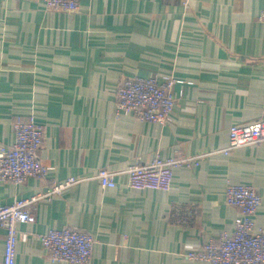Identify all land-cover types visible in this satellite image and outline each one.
Listing matches in <instances>:
<instances>
[{
    "label": "crops",
    "instance_id": "1",
    "mask_svg": "<svg viewBox=\"0 0 264 264\" xmlns=\"http://www.w3.org/2000/svg\"><path fill=\"white\" fill-rule=\"evenodd\" d=\"M79 10H48L44 0H0V144L16 120L44 125L38 157L49 166L24 183L0 180V206L40 195L36 220L18 223L16 264L52 262L40 235L66 226L94 235L91 264H207L187 256L232 234L239 208L229 183L262 196L264 140L221 151L233 124L264 118V0H79ZM173 76L177 98L165 123L120 109L127 76ZM157 154L200 155L174 170L169 191L135 189L128 166ZM118 172L103 188L100 168ZM76 182L50 197L55 182ZM194 213L189 222L173 216ZM0 227V260L5 249Z\"/></svg>",
    "mask_w": 264,
    "mask_h": 264
},
{
    "label": "built area",
    "instance_id": "2",
    "mask_svg": "<svg viewBox=\"0 0 264 264\" xmlns=\"http://www.w3.org/2000/svg\"><path fill=\"white\" fill-rule=\"evenodd\" d=\"M48 10L76 12L79 0H44ZM257 19L264 21V9ZM177 80L173 76L159 79L152 76L124 77L117 88V104L120 109L134 114L142 121L165 123L172 115L177 98L173 86ZM14 141L0 144V180L11 183H24L29 177H44L49 166L38 157L42 147L45 128L37 123L34 115L16 120L13 124ZM264 140V118L254 123L233 124L229 130V142L221 149L228 154L231 150ZM200 155L181 154L163 157L157 154L151 161H136L128 166V184L135 189H158L169 191L174 170L182 165H198ZM118 172L106 167L100 168L97 178L103 188L114 187ZM69 178L55 182L44 196L60 194L64 188L74 184ZM226 202L239 208L232 234L223 233L218 240L210 239L187 256L207 264H264V227L256 228L255 214L262 204V196L249 184L229 183L225 192ZM40 195L21 198L11 204L0 206V227L4 228L5 249L0 264H16V250L19 239L26 238L19 232L18 223H33L36 216L33 204ZM194 213L189 208L184 216L174 213L181 223L189 222ZM47 257L52 262L64 261L69 264H91L95 238L87 229L66 226L50 229L40 235Z\"/></svg>",
    "mask_w": 264,
    "mask_h": 264
}]
</instances>
